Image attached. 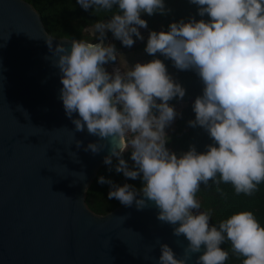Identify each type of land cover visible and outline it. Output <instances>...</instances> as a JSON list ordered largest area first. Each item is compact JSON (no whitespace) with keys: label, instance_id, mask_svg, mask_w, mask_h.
<instances>
[{"label":"clouds","instance_id":"1","mask_svg":"<svg viewBox=\"0 0 264 264\" xmlns=\"http://www.w3.org/2000/svg\"><path fill=\"white\" fill-rule=\"evenodd\" d=\"M188 2L200 19L170 23L166 32L149 31L144 50L153 59L129 66L114 44H105L107 33L131 48L144 39L140 29L148 24L142 15L167 14L164 0H76L86 12L110 15L83 29L91 39L55 46L54 37L46 39L60 74L59 98L76 132L86 129L107 142L103 162L111 165L115 157L117 173L141 181L136 188L99 177L98 183L110 186L108 199L135 205L137 211L153 205L156 219L187 241L178 258L157 239L156 264H189L199 253L195 264H226L230 254L242 264H264V225L255 213L238 211L213 224L212 210L202 208L198 198L202 185L204 190L214 186L221 196V186L230 185L236 196L252 197L264 184V0ZM158 55L179 71H193L202 83L192 105L195 119L188 121L210 138L202 152L189 146L178 156L166 147V129L178 116L169 102L186 92ZM117 61L109 72L105 66ZM102 142L84 150L98 154L105 148ZM125 152L131 165L123 159Z\"/></svg>","mask_w":264,"mask_h":264},{"label":"water","instance_id":"2","mask_svg":"<svg viewBox=\"0 0 264 264\" xmlns=\"http://www.w3.org/2000/svg\"><path fill=\"white\" fill-rule=\"evenodd\" d=\"M140 32L143 40L117 52L139 47L149 30ZM48 37L30 5L0 0V264H156L157 239L179 258L187 241L156 219L153 205L137 211L120 204L103 216L85 207L107 142L76 132L66 117ZM113 40L107 33L105 44ZM69 41L54 39L53 46ZM97 142L105 145L98 154L84 150Z\"/></svg>","mask_w":264,"mask_h":264},{"label":"trees","instance_id":"3","mask_svg":"<svg viewBox=\"0 0 264 264\" xmlns=\"http://www.w3.org/2000/svg\"><path fill=\"white\" fill-rule=\"evenodd\" d=\"M37 13L42 28L48 36L55 39H91L87 33L83 32V28L91 26L98 20L107 19L110 13L95 12L92 9L84 11L76 3V0H22ZM165 7L169 11L166 15L154 14L151 17L142 15V19L147 21L148 26L151 23H158V29L168 31L170 23L178 22L181 19L187 22L189 17L200 19L196 15L197 9L188 0H164ZM143 48V44L136 50ZM155 58L161 59L167 66L168 71L174 74V80L185 89L183 99H173L170 105L174 106L182 103L184 106L180 109L177 118L174 121V130L171 133L169 143L178 149L186 152L189 146H195L198 152L205 150V145L209 144L210 138L207 133L200 127H189L188 121L195 119L192 105L197 96L202 94V83L193 71H179L173 67L170 60H165L162 56ZM129 165L130 152L123 154ZM118 161L112 160L111 165H102L95 173L94 178L87 186L84 193L85 207L94 215L103 216L117 206L120 202L116 199H108L110 190L109 184L98 183L99 177L110 180L113 183L122 186L125 183L131 184L136 188L141 187V181L127 179L122 173L115 171ZM224 196L215 191V187L208 190L203 189L198 193L201 200L202 208H209L213 212L212 223L215 224L220 220L226 219L230 215L238 211L250 210L255 213L261 225H264V184L260 185V190L252 197L236 196L230 185H222ZM229 248V245H225ZM226 264H242V258H237L230 254Z\"/></svg>","mask_w":264,"mask_h":264},{"label":"rangeland","instance_id":"4","mask_svg":"<svg viewBox=\"0 0 264 264\" xmlns=\"http://www.w3.org/2000/svg\"><path fill=\"white\" fill-rule=\"evenodd\" d=\"M146 43L147 42H144V41L141 43V44H143V48H141V49L136 50V48H135V50L121 54L129 66H132L137 62L146 63V62H149L150 60L153 59V57L149 56L144 50L146 47ZM118 66H119V61H117L113 64L106 65L105 67L109 72H111L114 67H118ZM168 72L174 79V74L170 71H168ZM183 106L184 105L182 103H179L177 105H174L173 107L175 108L176 112L179 114V111ZM173 130H174V122L172 123V125L169 128L166 129V133H167V136L169 139H170V136H171V133L173 132Z\"/></svg>","mask_w":264,"mask_h":264},{"label":"flooded vegetation","instance_id":"5","mask_svg":"<svg viewBox=\"0 0 264 264\" xmlns=\"http://www.w3.org/2000/svg\"><path fill=\"white\" fill-rule=\"evenodd\" d=\"M158 26H159L158 23H151L150 26L147 27V29H148L149 31H160L161 28L158 29ZM142 36H144V35L142 34ZM133 39L135 40V37H133ZM144 42H147V39H146ZM112 44L115 45L116 49H123V48H125V47L122 46L121 42L118 41V40H116V39L113 40ZM134 50H135V49H134ZM168 145L170 146V150H171L172 148L175 147V146L172 145V143H168V144L166 145V147H167ZM177 149H178V148H177Z\"/></svg>","mask_w":264,"mask_h":264}]
</instances>
